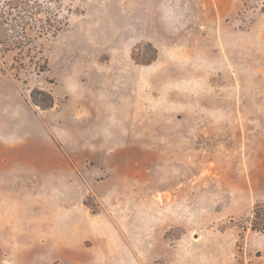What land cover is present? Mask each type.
<instances>
[{
  "label": "rangeland",
  "instance_id": "rangeland-1",
  "mask_svg": "<svg viewBox=\"0 0 264 264\" xmlns=\"http://www.w3.org/2000/svg\"><path fill=\"white\" fill-rule=\"evenodd\" d=\"M4 21L32 41L0 44V264H264V0H0Z\"/></svg>",
  "mask_w": 264,
  "mask_h": 264
},
{
  "label": "trees",
  "instance_id": "trees-1",
  "mask_svg": "<svg viewBox=\"0 0 264 264\" xmlns=\"http://www.w3.org/2000/svg\"><path fill=\"white\" fill-rule=\"evenodd\" d=\"M7 4H10V2H8ZM7 14H10L9 10H5L4 12H1L2 20H5L8 18ZM4 23L0 22V44L4 46L5 50H10V49H13L14 47H16L17 49H23L25 46L30 44L32 39L10 38V34L8 33L9 28L6 26L9 24L6 21H4ZM21 36L23 38H29L26 34H22ZM34 93H35V90L33 91L31 98L35 104L41 105L47 109L50 107H53L52 95L49 94L50 96L49 99L40 100L35 97ZM262 210L264 211V205H257L255 209V217L253 218L252 225H253V229L264 233V216H263Z\"/></svg>",
  "mask_w": 264,
  "mask_h": 264
}]
</instances>
